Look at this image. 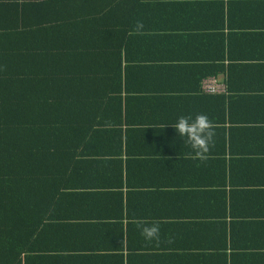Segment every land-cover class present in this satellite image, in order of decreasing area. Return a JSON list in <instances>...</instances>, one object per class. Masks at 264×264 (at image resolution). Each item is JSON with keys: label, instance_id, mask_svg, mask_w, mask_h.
Returning <instances> with one entry per match:
<instances>
[{"label": "crops", "instance_id": "0c3cea01", "mask_svg": "<svg viewBox=\"0 0 264 264\" xmlns=\"http://www.w3.org/2000/svg\"><path fill=\"white\" fill-rule=\"evenodd\" d=\"M38 8L117 9L122 122L105 128L121 130L122 153L101 139L96 160L121 169L85 170L98 200L67 196L21 264H264V0H0ZM207 79L224 100L202 92ZM200 113L217 133L203 161L171 126ZM152 222L158 242L141 235Z\"/></svg>", "mask_w": 264, "mask_h": 264}, {"label": "trees", "instance_id": "16d2710c", "mask_svg": "<svg viewBox=\"0 0 264 264\" xmlns=\"http://www.w3.org/2000/svg\"><path fill=\"white\" fill-rule=\"evenodd\" d=\"M116 10L0 9V264L26 259L67 196L98 200L101 180L90 188L85 170L103 167L114 178L121 169V161L96 160L101 139L110 159L122 153L121 130L105 128L109 114L122 122Z\"/></svg>", "mask_w": 264, "mask_h": 264}, {"label": "clouds", "instance_id": "9594fccd", "mask_svg": "<svg viewBox=\"0 0 264 264\" xmlns=\"http://www.w3.org/2000/svg\"><path fill=\"white\" fill-rule=\"evenodd\" d=\"M171 126L183 138L184 142L193 149L195 159L201 161L206 159V154L214 146L217 135L216 125L209 119L207 114L200 113L194 118L192 116H181ZM140 231L146 241H159L160 225L158 223L152 222L150 225H143L140 227Z\"/></svg>", "mask_w": 264, "mask_h": 264}, {"label": "built area", "instance_id": "2783aa9c", "mask_svg": "<svg viewBox=\"0 0 264 264\" xmlns=\"http://www.w3.org/2000/svg\"><path fill=\"white\" fill-rule=\"evenodd\" d=\"M202 92L209 95L222 94L225 92V87L216 79H207L202 82Z\"/></svg>", "mask_w": 264, "mask_h": 264}]
</instances>
